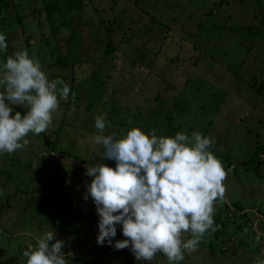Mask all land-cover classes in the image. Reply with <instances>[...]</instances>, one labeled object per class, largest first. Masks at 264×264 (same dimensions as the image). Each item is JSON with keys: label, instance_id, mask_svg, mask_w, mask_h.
I'll use <instances>...</instances> for the list:
<instances>
[{"label": "rangeland", "instance_id": "obj_1", "mask_svg": "<svg viewBox=\"0 0 264 264\" xmlns=\"http://www.w3.org/2000/svg\"><path fill=\"white\" fill-rule=\"evenodd\" d=\"M0 33L8 45L0 66L27 49L49 81L70 87L47 132L0 153V205L24 192L0 216V264H27L23 252L48 231L65 242L67 264H169L162 253L138 261L130 247L115 249L126 239L119 224L112 245L97 242L85 173L116 166L100 156L97 115L115 139L133 127L212 138L227 173L225 198L214 203L218 228L179 264L264 261V0H0ZM11 107L13 116L28 110Z\"/></svg>", "mask_w": 264, "mask_h": 264}, {"label": "clouds", "instance_id": "obj_2", "mask_svg": "<svg viewBox=\"0 0 264 264\" xmlns=\"http://www.w3.org/2000/svg\"><path fill=\"white\" fill-rule=\"evenodd\" d=\"M7 47L6 36L0 33V51ZM0 87V153L9 154L29 144V133L47 132L61 100L70 94L62 79L49 81L27 49L8 56L0 66ZM11 105L28 110L13 116ZM106 123L105 116L95 117L100 134L94 139L102 145L100 156L115 160L116 166L97 163L85 173L93 177L84 199L90 195L100 217L98 244L112 245L119 224L126 239L115 242V249L130 247L138 261H154L162 253L169 264H179L185 251H197L204 235L218 228L214 203L225 198L227 173L209 150L213 139L200 132L158 137L155 130L146 134L139 127L115 139V133L103 135ZM186 233L191 238L185 240ZM64 243L56 239L55 231H48L23 256L27 264H67Z\"/></svg>", "mask_w": 264, "mask_h": 264}, {"label": "trees", "instance_id": "obj_3", "mask_svg": "<svg viewBox=\"0 0 264 264\" xmlns=\"http://www.w3.org/2000/svg\"><path fill=\"white\" fill-rule=\"evenodd\" d=\"M114 49L112 47L111 44H109V47H108V50L106 51V56H110L112 53H113ZM6 62V61H5ZM62 66H64L62 64ZM260 90H262V86H260L259 88ZM4 177V176H3ZM3 178H1V181H2ZM2 186V185H1ZM21 189H16L15 193H13L11 195V197H15V195H21L22 193H24L23 191H20ZM27 191V190H26ZM11 197H7L6 200H5V204L3 205H0V216H2L3 213L7 212L9 210V206H10V202H11ZM64 206L66 207V211L67 214L66 215H72L70 212H69V204H67V202H65ZM2 218V217H1Z\"/></svg>", "mask_w": 264, "mask_h": 264}]
</instances>
